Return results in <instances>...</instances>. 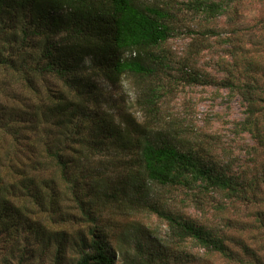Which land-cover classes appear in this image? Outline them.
Returning a JSON list of instances; mask_svg holds the SVG:
<instances>
[{"label":"trees","instance_id":"1","mask_svg":"<svg viewBox=\"0 0 264 264\" xmlns=\"http://www.w3.org/2000/svg\"><path fill=\"white\" fill-rule=\"evenodd\" d=\"M190 7L209 16L223 12L221 5L205 0L192 1ZM168 19L165 9L140 0H0V29L11 26L21 45L28 39L43 41V62L32 70V78L55 83L45 87L44 101L33 112L38 117L35 124L41 125V150L35 152L36 147L27 145L18 163L20 141L15 134L17 153L0 158L3 262L19 258V263L32 259V263L115 264L106 252L105 226L98 225L107 204L144 203L148 210L159 212L148 201L154 185H177L201 193L236 191L223 171L182 151L174 138L178 124L168 130L156 122L158 87L142 90L141 95L143 111L159 127L101 108V81L116 86L127 75L139 84L145 79L157 81L156 67L169 68L167 57L153 51L173 36ZM3 65L12 66L0 57ZM251 97H245L250 114L245 128L260 138L264 123L259 113H253ZM13 122L5 127L18 130L11 128ZM111 152L130 157L112 164L106 177V164L100 166L97 160ZM13 160L20 167L16 169ZM158 214L166 216L173 238L196 241L207 252L234 261L225 242ZM157 257L138 253L131 261L124 257L122 264H155Z\"/></svg>","mask_w":264,"mask_h":264},{"label":"rangeland","instance_id":"2","mask_svg":"<svg viewBox=\"0 0 264 264\" xmlns=\"http://www.w3.org/2000/svg\"><path fill=\"white\" fill-rule=\"evenodd\" d=\"M140 1L165 9L169 15L173 36L153 50L167 57L169 68L156 67L157 81L151 78L139 84L128 75L116 86L101 81V108L152 124L156 120L143 111L141 92L158 87L156 122L168 130L178 124V136L175 132L173 136L182 151L223 171L237 189L201 193L177 185H154L148 201L159 211L155 213L144 203H109L98 223L105 226L106 252L115 264H122L124 257L131 261L138 253L158 255L155 264H264V135L261 132L259 138L245 128L250 115L245 97L249 94L253 113H259L258 119L264 123V0H205L223 8L214 16L193 10L190 4L195 0ZM12 31L11 26L0 29V57L12 64L0 66V158L17 153L13 140L17 134L19 160L27 145L36 147L35 152L42 148L38 140L41 125L35 124L38 117L33 112L44 101L45 87L55 83L32 78V70L43 62V41L28 39L21 45ZM5 108L10 112L4 113ZM5 121H14L11 128L18 130L5 127ZM129 157L111 152L97 161L100 166L106 164V177H110L112 164ZM12 163L17 169L21 160ZM158 213L225 242L234 261L207 252L196 241L182 243L173 238L166 216ZM3 252L0 264H8L3 262ZM40 261L19 263L16 258L9 264H50Z\"/></svg>","mask_w":264,"mask_h":264}]
</instances>
